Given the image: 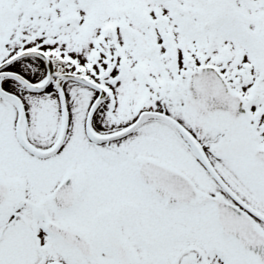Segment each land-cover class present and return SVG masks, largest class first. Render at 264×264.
<instances>
[{"label":"snow or ice","instance_id":"snow-or-ice-1","mask_svg":"<svg viewBox=\"0 0 264 264\" xmlns=\"http://www.w3.org/2000/svg\"><path fill=\"white\" fill-rule=\"evenodd\" d=\"M0 264H264V0H0Z\"/></svg>","mask_w":264,"mask_h":264}]
</instances>
